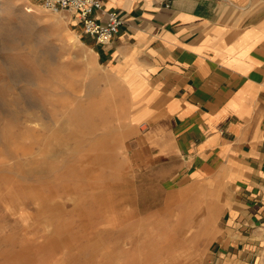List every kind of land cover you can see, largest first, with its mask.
Masks as SVG:
<instances>
[{
	"label": "crops",
	"instance_id": "crops-1",
	"mask_svg": "<svg viewBox=\"0 0 264 264\" xmlns=\"http://www.w3.org/2000/svg\"><path fill=\"white\" fill-rule=\"evenodd\" d=\"M101 1L123 23L86 42L165 239L148 264H264V0Z\"/></svg>",
	"mask_w": 264,
	"mask_h": 264
},
{
	"label": "rangeland",
	"instance_id": "rangeland-1",
	"mask_svg": "<svg viewBox=\"0 0 264 264\" xmlns=\"http://www.w3.org/2000/svg\"><path fill=\"white\" fill-rule=\"evenodd\" d=\"M87 37L73 11L0 0V264H148L162 252Z\"/></svg>",
	"mask_w": 264,
	"mask_h": 264
},
{
	"label": "built area",
	"instance_id": "built-area-1",
	"mask_svg": "<svg viewBox=\"0 0 264 264\" xmlns=\"http://www.w3.org/2000/svg\"><path fill=\"white\" fill-rule=\"evenodd\" d=\"M51 11L69 10L77 15L84 34L97 42L112 40L118 33L123 16L119 11L106 9L101 0H31ZM172 0H166L169 6Z\"/></svg>",
	"mask_w": 264,
	"mask_h": 264
},
{
	"label": "bare ground",
	"instance_id": "bare-ground-1",
	"mask_svg": "<svg viewBox=\"0 0 264 264\" xmlns=\"http://www.w3.org/2000/svg\"><path fill=\"white\" fill-rule=\"evenodd\" d=\"M31 9L30 8H27V11H30Z\"/></svg>",
	"mask_w": 264,
	"mask_h": 264
}]
</instances>
